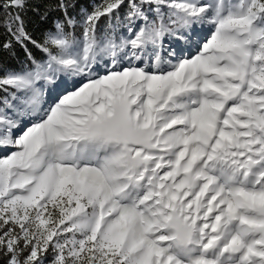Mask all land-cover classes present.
I'll use <instances>...</instances> for the list:
<instances>
[{
	"label": "snow or ice",
	"instance_id": "1",
	"mask_svg": "<svg viewBox=\"0 0 264 264\" xmlns=\"http://www.w3.org/2000/svg\"><path fill=\"white\" fill-rule=\"evenodd\" d=\"M0 28V264H264V0H0Z\"/></svg>",
	"mask_w": 264,
	"mask_h": 264
},
{
	"label": "trees",
	"instance_id": "2",
	"mask_svg": "<svg viewBox=\"0 0 264 264\" xmlns=\"http://www.w3.org/2000/svg\"><path fill=\"white\" fill-rule=\"evenodd\" d=\"M99 0H79V3L85 6H90L93 3H97ZM60 13L52 12L49 15L48 21H41L39 16L35 15L32 11H29L25 17V19L29 22L28 23V30L36 37H38L44 29L50 26V22L53 17L59 16ZM4 32L3 29L0 28V40H3ZM31 47V45H29ZM34 54L39 56L40 53H38L36 50H33ZM25 57L23 55L22 50L19 48V46H15L12 52L4 51L0 49V63H3L6 67L9 68H18L21 63L24 61Z\"/></svg>",
	"mask_w": 264,
	"mask_h": 264
},
{
	"label": "rangeland",
	"instance_id": "3",
	"mask_svg": "<svg viewBox=\"0 0 264 264\" xmlns=\"http://www.w3.org/2000/svg\"><path fill=\"white\" fill-rule=\"evenodd\" d=\"M203 31H204V32H207L208 29L205 28ZM177 47H178V46H177ZM26 123H27V122H26ZM17 131H18V130H17ZM6 151H8V150H6V149H0V154H4Z\"/></svg>",
	"mask_w": 264,
	"mask_h": 264
}]
</instances>
